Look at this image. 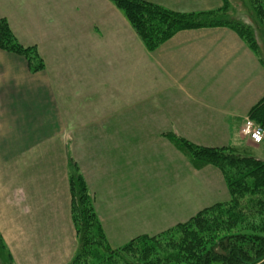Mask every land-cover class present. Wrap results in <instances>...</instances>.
<instances>
[{
  "label": "crops",
  "instance_id": "crops-1",
  "mask_svg": "<svg viewBox=\"0 0 264 264\" xmlns=\"http://www.w3.org/2000/svg\"><path fill=\"white\" fill-rule=\"evenodd\" d=\"M142 1L183 14L224 6V0ZM2 18L45 63L34 74L23 56L0 49V235L9 264H69L78 251L69 180L74 122L109 123L106 154L84 169L80 163L98 207L109 209L110 225L124 214L127 225L134 220L130 202L135 208L144 201L128 184L129 173L143 175L147 138L168 153L157 161L159 179L190 183L183 200L190 210L194 201L227 196L220 172L194 171L165 135L205 147L244 143L243 123L264 97V68L235 31H182L149 52L111 0H0ZM104 102L105 117L98 113ZM257 152L264 155V144ZM109 175L121 177L123 188H109ZM193 181L204 199L190 196ZM173 206L170 216L184 213L176 200ZM131 226L141 227L140 220Z\"/></svg>",
  "mask_w": 264,
  "mask_h": 264
},
{
  "label": "trees",
  "instance_id": "trees-1",
  "mask_svg": "<svg viewBox=\"0 0 264 264\" xmlns=\"http://www.w3.org/2000/svg\"><path fill=\"white\" fill-rule=\"evenodd\" d=\"M122 11L149 52L182 31L227 27L235 31L258 56L260 45L252 24L231 19L230 2L204 13H176L142 0H111ZM264 27V0H249ZM0 48L24 56L32 73L44 70L36 46L24 47L7 19H0ZM249 118L264 128V97ZM196 170L217 168L230 199L216 203L164 232L140 235L112 249L94 207L87 183L74 163L70 172L72 218L79 247L69 264H264V161L249 149L235 145L205 147L174 134L166 135ZM0 235V264L11 261ZM5 257V258H4ZM8 259V260H7Z\"/></svg>",
  "mask_w": 264,
  "mask_h": 264
},
{
  "label": "rangeland",
  "instance_id": "rangeland-1",
  "mask_svg": "<svg viewBox=\"0 0 264 264\" xmlns=\"http://www.w3.org/2000/svg\"><path fill=\"white\" fill-rule=\"evenodd\" d=\"M229 2H230L229 16L231 19L240 20L245 23L252 24L254 26L256 34H257V39L260 45L261 57L264 59V27L261 26L259 20L257 19L255 15V11L250 5L249 0H229ZM24 47H27V46H24ZM6 52H9V51H6ZM98 113H100L101 116L105 117V114L109 113V105L106 106L104 102L103 106H99ZM100 114L98 115L99 117H101ZM72 124H74L75 126V131H69L70 136L68 139V142H69L68 144L73 151V153H71L70 158H69L70 171H73L72 165L74 163H77L87 183V186L89 188V192L94 201V207L102 223L104 233L108 239V242L111 248L114 250L124 246L125 244L129 243L131 240H133L134 238L140 235L147 234L150 236H154L172 227H175L178 224L186 223L193 216H195L197 213H199L203 209L210 207L216 203L227 202L230 199L227 185L225 183L226 190H227V196L224 199L220 198L219 201H216V202L210 200L204 203H202L201 200L194 201V208H193L194 211L190 210L189 205L184 203L183 201L185 198H187V200H189L190 198L189 192L187 193L188 196H186L187 194L185 193V186H188L190 183L186 185V183L176 182L175 185L173 184L168 185L169 180H162V178L159 179V175L156 172H159L160 170L159 167L161 163L157 161H160V157L167 156L168 153H167V150L161 149L160 145L157 143L156 138H147L146 146L144 145V148H145L144 157L146 160H145V164L142 166L143 175L137 178L135 177L134 173H129L130 184H128L130 190H134L135 187H137L138 192L135 195L143 196L144 201L142 204L138 203L135 208H133L134 203L130 202L131 208L128 211V214L130 215L129 219H134L130 221L131 224L129 222L127 223V225H125L126 219H125V214H124V216L117 218L116 224L110 225L109 224V209H107L106 207H101L100 209L98 207L99 202L95 199L92 191L90 190L88 182L85 178V174L83 173V170H82V164H83V169H84L85 163L92 164V163H95L98 159L100 161L102 159L101 157H103L106 154L103 152V150L106 147V145L109 143V137H102V136L105 134H108V132L107 131L105 132L104 130L107 128L109 129V123L106 121L100 123L99 121V122H74ZM250 125L260 126L263 129V133H264V128L262 127V125L254 120H251L248 126H246V123H243V128L241 129L242 131L241 139L244 143H239L235 146L239 147L240 150L242 151L244 149L247 150L250 148V151L253 152L252 156H255L264 161V155H259V152L256 153L257 147L262 146L264 144V136L260 142L252 141V139L250 138L249 131H246V134L243 132V130L244 131L248 130ZM168 134L169 133H167L166 135ZM166 135H165V139L169 143H171V141L168 139ZM173 147L175 146L173 145ZM175 149L179 154H182L176 147ZM140 155H141L140 156V160H141L143 159V154H140ZM137 159L138 157L136 158V160ZM134 167H135L134 165H131V172ZM208 167L214 168L218 173L220 172L217 168L213 166H208ZM193 169L195 168L193 167ZM194 171H196V169ZM115 175H120L122 177V182L123 183L125 182L126 180L125 172L123 174L119 172V173H116ZM194 176H197V175L194 174ZM121 177L119 179L115 176L109 175V188L122 189L123 186L121 182ZM135 180H136V184H133ZM118 181L120 182V184ZM165 181L167 184L165 183ZM102 182H104V180ZM224 182H225V179H224ZM191 185H193V188H192V192L190 193V196L193 199H196L197 197L203 198L202 197L203 188L199 186L198 184H196V182L194 181L191 183ZM131 196H134V194L133 195L131 194ZM175 200H176V205L177 204L181 205V207L184 210L183 211L184 213L180 214V216L177 215V217L170 216V213L174 215V211L176 210V208H174L173 206ZM121 205H122V202L120 201V199L117 200L115 206H121ZM200 205L204 207H202L201 209L199 208ZM124 206H125V203H124ZM137 220H140L141 227L139 228L132 227L131 226L132 223H134ZM137 230H142L144 233H134ZM5 254H6L5 256L9 258L7 253Z\"/></svg>",
  "mask_w": 264,
  "mask_h": 264
},
{
  "label": "built area",
  "instance_id": "built-area-1",
  "mask_svg": "<svg viewBox=\"0 0 264 264\" xmlns=\"http://www.w3.org/2000/svg\"><path fill=\"white\" fill-rule=\"evenodd\" d=\"M250 122L251 120H247L244 123H246V126H248ZM246 131H249L250 138L252 139V141L260 142L263 139L264 133H263V129L260 126L250 125L248 130L245 131L243 130L245 134Z\"/></svg>",
  "mask_w": 264,
  "mask_h": 264
}]
</instances>
